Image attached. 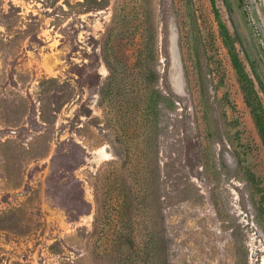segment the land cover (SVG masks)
I'll use <instances>...</instances> for the list:
<instances>
[{
  "label": "rangeland",
  "instance_id": "374dc122",
  "mask_svg": "<svg viewBox=\"0 0 264 264\" xmlns=\"http://www.w3.org/2000/svg\"><path fill=\"white\" fill-rule=\"evenodd\" d=\"M191 1L0 0V264L94 263L98 169L144 144L143 34L164 264H264V147L216 15L264 105V0Z\"/></svg>",
  "mask_w": 264,
  "mask_h": 264
},
{
  "label": "trees",
  "instance_id": "16d2710c",
  "mask_svg": "<svg viewBox=\"0 0 264 264\" xmlns=\"http://www.w3.org/2000/svg\"><path fill=\"white\" fill-rule=\"evenodd\" d=\"M186 8L192 1L184 0ZM219 34L236 71L243 92L244 102L249 108L255 127L264 147V105L253 78L247 72L239 55L236 34L231 33L219 19ZM115 18V15H114ZM137 46L138 62L146 61V78L154 84L148 90L146 113L139 115L136 137L143 145L126 146L122 162L111 161L99 167L95 185L96 211L93 218V264H164L160 234L161 211L158 206V159L156 135V103L161 97L155 87L157 71L150 64L155 59L154 39L142 35ZM245 52V51H244ZM246 54V52H245ZM110 65V61L105 57ZM135 63V61H134ZM257 84L264 94V85L250 63ZM143 162H146L144 165ZM134 162V164H133ZM108 169L106 170L107 167ZM247 179L253 191L260 194L259 183L251 171ZM258 215L264 219V198L256 203ZM149 209H152L150 213Z\"/></svg>",
  "mask_w": 264,
  "mask_h": 264
}]
</instances>
